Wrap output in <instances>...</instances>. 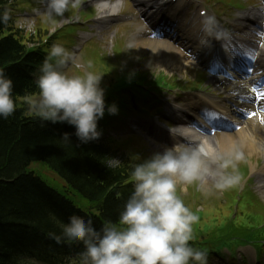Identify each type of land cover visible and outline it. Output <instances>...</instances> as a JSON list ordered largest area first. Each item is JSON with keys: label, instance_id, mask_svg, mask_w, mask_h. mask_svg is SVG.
<instances>
[{"label": "trees", "instance_id": "16d2710c", "mask_svg": "<svg viewBox=\"0 0 264 264\" xmlns=\"http://www.w3.org/2000/svg\"><path fill=\"white\" fill-rule=\"evenodd\" d=\"M9 8V0H0V17L9 16ZM44 37L27 35L9 20L0 22V69L13 81L17 106L13 116L0 119V264H33L30 260L74 264L83 245L57 244L50 234L60 235L61 226L73 215L90 220L97 231L107 221L118 223L134 190L130 161L115 168L106 165L114 147L101 142L82 144L73 126L43 125L29 110L27 100L38 97L40 91L32 75L39 71L51 42L41 50L30 45ZM107 84L104 81L103 87ZM65 134L68 141L63 140ZM35 162L44 163L61 177L65 190L53 189L30 174L28 167ZM247 205L253 207L251 202ZM251 219L256 227L264 221L262 217ZM251 219L237 220L231 235L244 236Z\"/></svg>", "mask_w": 264, "mask_h": 264}, {"label": "clouds", "instance_id": "9594fccd", "mask_svg": "<svg viewBox=\"0 0 264 264\" xmlns=\"http://www.w3.org/2000/svg\"><path fill=\"white\" fill-rule=\"evenodd\" d=\"M51 16H63L78 0H47ZM8 16L0 17L6 22ZM72 69L81 74L70 75ZM85 64L61 43H54L39 68L36 81L39 95L27 100L29 110L42 124L67 123L74 126L80 143L98 142V130L107 110L118 115L116 105H106L104 75ZM134 74L130 76L131 84ZM13 81L0 69V119L7 120L16 112ZM63 140L68 141L67 134ZM205 145L192 142L164 147L153 153L132 171L134 190L120 213L118 223L105 222L97 231L90 220L73 215L61 226L60 235L50 234L57 244L81 243L78 264H208V252L190 245L193 228L199 217L177 195L178 185H190L210 171V163L221 169L245 159L243 151L234 149L227 157L209 161ZM238 174H219L215 188L223 191L240 183Z\"/></svg>", "mask_w": 264, "mask_h": 264}, {"label": "rangeland", "instance_id": "374dc122", "mask_svg": "<svg viewBox=\"0 0 264 264\" xmlns=\"http://www.w3.org/2000/svg\"><path fill=\"white\" fill-rule=\"evenodd\" d=\"M20 0H15V3L16 2H19ZM37 0H29L27 3H23V4H20L19 5V9L18 10H14L16 14H14V23H15V26L18 28H28L27 30L28 31H38L39 27H38V21L36 20V18H34V15H33V11H31L30 13L32 14V18L33 19H24V18H21V14L24 15V13H28L29 11H25L22 10V9H28L30 8L31 6H33L35 3H36ZM47 0H43L41 4H39V9L35 12H38V13H42V14H46L43 18L45 17H52L51 14H50V11H48V8L46 7V2ZM116 1V0H114ZM205 3H210L211 1H213V6H214V9L216 12H219L220 9L222 12H225V11H231L230 9H236V8H239V9H242L244 7V2L242 0H203ZM254 0H248L247 3H249V5L253 6L254 8H259L261 6V3L259 1H254L253 4H250V2H252ZM125 4H123V7H125ZM130 7L129 3L126 5V8L128 9ZM21 8V9H20ZM230 8V9H229ZM132 9V8H131ZM100 12H98V16L95 18L97 22H92V21H89L87 23L84 24L85 28H87L86 26H89V29L90 31L88 33H91L93 31L95 32H99L101 31V34L100 36L96 39L98 40V42L100 44H104L105 46V50L107 52H109L111 55H113V50H114V45H115V41H116V35L117 36H120L119 33H116L117 30H113L112 29H108L107 28V25H106V22H102V21H99L98 18L101 16V14H99ZM72 11L70 10V6L69 8L67 9V11L64 12L63 16H67V17H70L72 16ZM75 14V13H74ZM84 14H87V13H84ZM221 14V13H219ZM76 17V16H75ZM42 18V19H43ZM68 21V19H63L60 21V23L58 24V27H60L61 25L63 24H66ZM48 21L45 20L42 25L44 24H47ZM49 23H50V20H49ZM139 26H130V29L133 31L134 29H142V28H145V23L142 21V20H139L138 23ZM56 27V28H58ZM121 29V32L124 30L123 27H120ZM55 28L51 27L50 28V33L54 32ZM72 29H68L65 33H63L61 36H63L65 39L68 40V43L69 41L71 40L70 38H68L66 35L71 32ZM103 31V32H102ZM28 33V32H27ZM125 35V33H124ZM127 35V34H126ZM125 35V36H126ZM80 36V35H79ZM124 36V38H125ZM67 37V38H66ZM79 38V37H78ZM151 42L148 40H135V41H132V42H129L128 45H127V51L126 53L128 55H132L133 57V60H134V64H133V67L135 69H137L139 72L141 71H148L149 73H152L153 75H158L159 73H168L170 75H176V76H179L181 78H185L186 76H188L192 69L196 68L197 64L195 62V60L193 58H188V56H185V61H188L189 59H191L190 61L192 62V64L194 65L193 66H189L187 68V70L185 68H182V66L180 65V63H176V64H173L172 62L174 61V57L166 54V55H163L161 56L164 57V60L163 62L160 61L161 63H167V64H173L172 66V69L170 70H164L166 68V66L164 67V69H162L161 67H157L156 64L154 63V61H152V54L150 53L149 50L145 51L144 50V47L148 46ZM70 45L72 46L73 43L72 41H70ZM126 44L125 43H120L119 46L124 48ZM171 45H173V43H171ZM177 51H178V48H176ZM179 52V51H178ZM188 55H190V53H188ZM139 58H142L141 60L142 63H140L139 61ZM165 61V62H164ZM128 62V60H127ZM70 75H75L76 72L75 70L72 69V71L69 73ZM123 79H126L127 78V74L124 73V75L121 77ZM210 82V85L212 86V88H214V90L216 92H218L219 94H223L221 90H218L216 89V87L214 86V84L212 83V80L209 81ZM223 88V91L225 92H231L232 90V87L231 85H224L222 86ZM134 93L135 95L138 97V101H139V96L141 95L140 94V91L138 90H134ZM226 96H229V95H226ZM231 96H229L230 98ZM127 98V97H126ZM130 98V96H128V99ZM126 99V100H128ZM126 100H123L126 101ZM167 101H170V103L168 104ZM191 102L190 99H187L186 100V104H189ZM174 101L171 100L169 98V96H165V98H163V105L164 107H167L168 105H174ZM140 116V113L137 112L136 114L133 113L131 114L128 118L125 119V121L128 122V125L124 124L122 127H119V128H116V127H112L110 128V132L109 134H112V135H116V134H119V135H123L125 133V131L128 129V126L129 125H135V122H136V116ZM144 118V117H142ZM139 119V117H138ZM149 119V118H147ZM148 122V120H147ZM261 136H262V139L264 140V129L262 130H259ZM155 135L157 136H161V134H159L157 131L154 132ZM222 134L223 133H218L217 135V140H219L221 137H222ZM228 136L231 135V136H234L233 133H227ZM263 134V135H262ZM146 136V137H145ZM142 138V141L144 142L145 146H146V153H148L149 155H152L153 153L157 152V151H162L163 149L161 148V142L159 141H156L154 140L150 135L147 134V132H145L143 129H141V135L139 136ZM148 139L153 142L155 145H152V143H150L148 141ZM239 145H237V149L243 151L244 155H245V158L246 159H249V161L252 163V165H254V167L256 166V158H258V166L256 167H259L257 168L258 170L262 167L263 163H264V159L263 157H259L258 156H253V157H250V154H249V150L248 149H243V148H240L238 147ZM138 149H140L138 147ZM120 158L118 157L116 160L112 161L111 162V165H114L117 161H119ZM242 163L246 161H241ZM29 170L34 172L36 175H38L39 177H41L45 182H47L52 188L54 189H58L60 191H64L65 190V187L67 186L66 185V182L61 178L59 177L55 172H53L52 170L48 169L46 166H44L42 163L40 162H37V163H34L32 164L30 167H29ZM224 170V169H223ZM251 176L253 177L252 180H253V183H254V189L256 190L257 194L260 196V198L262 199V201H264V191L260 190L259 188V185L261 184V182L259 181L258 177L257 176H253L252 175V170H251ZM217 177L216 175L213 176V175H208V176H205L204 179L202 180H197V184H190V185H178V187H180V189L182 190V195L184 197H188L190 195V193H192L193 191L191 190V187H193V185H197V190H199V192H201L202 196H207L209 197L210 199H213V197H216L219 198L220 197V194L222 191L218 190L215 188V183L217 181ZM251 213V212H250ZM252 214V213H251ZM245 222H247V220H245ZM235 224V222H231L230 224H224V228H228L227 230H231V228L233 227V225ZM255 241L253 240H248V239H244L243 243H238V245H240V247H243V246H246L247 244H252V245H255L254 244ZM261 243L264 244V238L261 239ZM256 246V245H255ZM231 252H232V256L229 257V258H236V257H239L240 254H239V250L235 249V245L233 244H229L228 247H227ZM256 249L258 252L262 253V250H264V245H260L259 247L256 246ZM219 259L220 260H227V258H225L224 255H219ZM212 262V260L210 261ZM213 264H225V263H222V262H214Z\"/></svg>", "mask_w": 264, "mask_h": 264}, {"label": "bare ground", "instance_id": "6f19581e", "mask_svg": "<svg viewBox=\"0 0 264 264\" xmlns=\"http://www.w3.org/2000/svg\"><path fill=\"white\" fill-rule=\"evenodd\" d=\"M136 2L141 4V6H143L144 8L143 14L147 15L148 20L150 22L153 21L155 26H159L160 23H158L157 20L159 18L164 17V13L161 14L158 10H154L155 4L147 2L146 0H136ZM148 4H149V9H147ZM166 5H167L166 3H159L158 8L159 7L162 8ZM101 10H102V13H103L102 15L104 16V18L107 16H116V13H118L120 10V1H117L115 3L104 4L101 6ZM262 13H264V9L255 10L254 14H249V16L253 15L252 16L253 18L248 21H250L251 23L254 20L256 21L261 20L260 17H258V15H261ZM178 16L181 18L183 22H184V19L186 21V16L184 12L183 14L178 15ZM167 19H170V17H168ZM202 23H203V20L197 21L196 19H194L190 27L181 29L179 34L174 36L175 40L180 45H182L187 51H192L193 53L194 51L195 52H198V51L205 52V47H204L205 36L199 33L200 29L203 27L201 25ZM243 28L244 27H242L239 30V32L242 31ZM260 29L264 30L262 25H260ZM253 34L255 33L244 32V36L241 37L240 39L244 41H248L250 42L249 44H252L254 47H257V51H260V54L256 56L255 58L253 56H249L248 60L242 62V65L238 64L240 69H243L244 71L250 73V77H251L250 79H252L253 76L258 77L259 75L264 73V34H263L262 39L259 41H254ZM260 43L262 44V47H259ZM144 50L150 51V53L152 54V61H154L157 67H161L163 65V63H161L160 61L163 62L164 57L161 58V56L166 55V54L174 57L175 60L181 63L184 67H188V65L184 63L183 61L184 59H183L182 54L178 52L177 50H175L172 46L167 44V42H158V41L151 42L148 46L144 47ZM240 50L242 51L240 55H244L243 46H241ZM223 51L226 52L227 48H223ZM250 61H251V66L248 65ZM236 81L237 79L235 78H233L232 83H230L229 80H225V79H221V80L214 79V83L218 85V87H222V85L225 83L232 84L236 92L239 93L245 100L244 109H247L248 112L250 111L249 109H251L252 110L251 113L257 112L256 118L249 123V125H251V128H253V130L251 128H250L251 131L248 128L246 129L242 128L239 131H236L237 133L235 134V136H228L227 134H223L222 139L218 141V144L216 146L214 145L212 140L205 141L204 138L200 139L199 136H197L198 138H196L195 141L200 140L205 145L209 153V157H208L209 161L216 159L220 156L227 157L234 149H236V141L239 142L240 146L243 147L244 149L250 150L251 155L261 154L264 149L262 136L257 130L260 127L262 128L264 127V125L260 124V122L264 123V113H260V110L264 108V100L259 102L256 108L255 106H248V105H252L250 104L252 103V100H250L249 97H247L246 95L247 81H243L242 83H239V84L238 82L236 83ZM199 101L202 103V105L210 107L211 108L210 110L212 111H215V109H220L218 105H215L214 107L211 106V104L206 102V100H204L203 98H199ZM261 118L262 120H260ZM220 119L224 120V117L221 116ZM205 128L207 131H211L210 124L206 125ZM185 136L188 137L189 139L193 138L192 134L190 133H186ZM169 138L177 141L179 139V136L177 133H173L170 135ZM210 164L213 165V163H210ZM258 173H259V180L264 181V168L261 169ZM262 190H264V186Z\"/></svg>", "mask_w": 264, "mask_h": 264}]
</instances>
